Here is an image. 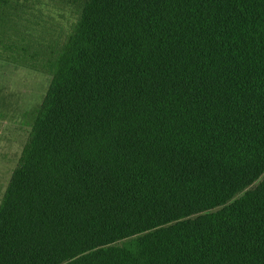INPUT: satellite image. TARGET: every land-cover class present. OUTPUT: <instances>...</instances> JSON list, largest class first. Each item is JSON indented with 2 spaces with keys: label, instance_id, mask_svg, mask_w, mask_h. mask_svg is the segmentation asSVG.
<instances>
[{
  "label": "trees",
  "instance_id": "obj_1",
  "mask_svg": "<svg viewBox=\"0 0 264 264\" xmlns=\"http://www.w3.org/2000/svg\"><path fill=\"white\" fill-rule=\"evenodd\" d=\"M0 61L50 77L0 264H264V0H0Z\"/></svg>",
  "mask_w": 264,
  "mask_h": 264
},
{
  "label": "rangeland",
  "instance_id": "obj_2",
  "mask_svg": "<svg viewBox=\"0 0 264 264\" xmlns=\"http://www.w3.org/2000/svg\"><path fill=\"white\" fill-rule=\"evenodd\" d=\"M34 8L39 23L54 33H66L75 18L74 10L60 5L45 2ZM49 81L46 74L0 61V200Z\"/></svg>",
  "mask_w": 264,
  "mask_h": 264
}]
</instances>
